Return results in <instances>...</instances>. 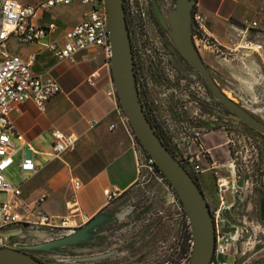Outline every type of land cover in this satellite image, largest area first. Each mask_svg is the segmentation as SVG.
<instances>
[{
	"label": "crops",
	"instance_id": "crops-1",
	"mask_svg": "<svg viewBox=\"0 0 264 264\" xmlns=\"http://www.w3.org/2000/svg\"><path fill=\"white\" fill-rule=\"evenodd\" d=\"M36 2L20 0L22 5L27 6H33ZM194 5L204 19L205 35L218 49H244L247 44L264 36V0H194ZM81 11L77 4L38 10L32 24L44 30L51 25L53 31L31 44L16 46L9 41L6 47L7 54L17 55L23 60L32 56L30 71L41 78L54 80L59 88V93L44 104L42 111L29 101L10 110L14 128L9 138L14 150L11 166L14 165L17 170L20 153L23 152L25 156L32 154L35 167L33 173L24 174L23 180L14 186L20 191L19 201L31 208L34 201L43 196L39 209L44 214L53 218L74 219L81 226L102 211L115 213L118 210L116 217L128 212L127 227H132L135 232L133 240H137V237L145 240L155 238L159 242L166 241V238L172 240L176 233L170 214L168 221L165 220L166 216L161 217L159 213L169 211V207L163 208L167 203L166 196L151 181L146 182L141 190L137 188L130 141L119 126L108 130V126L115 123V100L110 91L112 83L108 61L101 50L88 48L73 54L70 60L59 62L48 50V46H63L64 32L79 23ZM199 57L209 67L200 53ZM90 76L93 78L90 79ZM53 131L76 138L73 148L62 152L57 159L50 156ZM17 136L21 139L17 140ZM15 155L18 158L14 162ZM210 181L208 187L202 178L200 190L209 210H212L217 205V198L213 182ZM74 183L77 187L73 186ZM138 190L141 193L154 190L149 197L153 196L155 201L140 203L136 195L139 194ZM106 192L114 195L109 203L105 199ZM158 227L162 231L161 236H153ZM22 233V242L10 237V245H33L51 239L42 229ZM87 244L73 249L84 256L83 253L92 249ZM133 246L125 242L121 248L123 252H129ZM94 251L95 248L91 250V255H94ZM118 253L105 263L110 264ZM134 261V258H129L126 264H135ZM118 264H125V261Z\"/></svg>",
	"mask_w": 264,
	"mask_h": 264
},
{
	"label": "built area",
	"instance_id": "built-area-1",
	"mask_svg": "<svg viewBox=\"0 0 264 264\" xmlns=\"http://www.w3.org/2000/svg\"><path fill=\"white\" fill-rule=\"evenodd\" d=\"M77 4L81 9L79 23L68 28L64 32V44L61 48L48 46V50L57 62L70 60V57L88 48L100 49L104 58L108 61L109 46L105 23V13L103 0H37L33 6L22 5L20 0H0V194L5 199L0 201V247L10 245L9 238H22L23 230H8L12 225L27 226L31 229H42L52 239L61 237L64 233L79 228L80 223L69 218H53L44 214L40 209V204L44 197L40 196L34 201L31 208L23 206L19 201L20 191L18 188L7 184L1 173L7 170L12 164V149L9 135L13 134L14 128L10 118V110L13 106L26 101L31 102L39 111L43 110L44 104L59 93L58 85L54 80L41 78L30 71L33 57L29 56L23 60L17 55H9L6 52L8 42L16 46L28 45L44 37L47 32L53 31V26H48L46 30L32 24V19L38 10H45L54 7H67ZM125 15L127 16L131 29L135 31L137 26V15H143L144 0H125ZM204 19L192 5L190 27L193 42L198 45L214 47L212 42L204 33ZM255 26L254 23L251 24ZM129 27V30H130ZM198 44V45H197ZM215 48V47H214ZM93 76H90L92 79ZM112 87V86H111ZM114 97L113 87L110 89ZM115 100V97H114ZM115 123L108 126L112 131L115 126H119L130 141V147L135 161L137 182L144 184L154 182L158 184L167 198L165 206L171 210V221L175 228V233L183 235L184 249L179 256L174 255L166 264H188L191 254V238L189 226L182 208L168 184L160 173L156 170L152 160L144 153L135 141L132 132L124 118L116 100L114 103ZM200 131L191 130L190 145L195 144ZM17 140L21 138L16 137ZM52 147L50 156L57 159L65 151H70L76 138L73 135H63L56 131L51 132ZM193 151L186 148H177L173 157L182 168L197 182L198 177L206 173L204 162L206 154L197 143ZM20 162L17 165L19 180H23V175L33 173L35 170L32 154L24 155L20 153ZM204 166V168H203ZM198 183V182H197ZM226 182L217 180V194L224 191ZM77 187V184H73ZM231 197L233 202L224 204L219 199V205L210 210L214 229V248L211 264H239L238 260L243 251L240 252L239 242L243 238L242 227L237 224L229 215V210L233 209L237 189L231 187ZM114 195L106 192L105 199L109 203ZM176 235L167 249V254L176 253ZM162 245V244H161ZM244 250V249H243ZM248 251L247 249L245 250ZM219 258L223 259L222 261Z\"/></svg>",
	"mask_w": 264,
	"mask_h": 264
},
{
	"label": "rangeland",
	"instance_id": "rangeland-1",
	"mask_svg": "<svg viewBox=\"0 0 264 264\" xmlns=\"http://www.w3.org/2000/svg\"><path fill=\"white\" fill-rule=\"evenodd\" d=\"M175 2L176 0H152L150 3L149 0H146L144 14L148 17L149 30L156 32L161 41L166 44L162 46L163 52H157L155 55L162 58L161 61L165 66H169L170 69H168V71L172 72L175 80H184V85L180 83L175 91V96H178V99L180 101L182 100V102L184 100H187L185 96H188V92L185 88V84L190 80V96H188L190 97V106L188 107L187 104L183 103L186 107V112H188L187 115L190 116V129L198 127L205 129L206 122L210 121V117L213 115V113L217 110L224 111V109L220 107L212 98L200 78L191 69L189 70L185 66H179L182 65L181 60L176 55H173L170 51L171 46L167 42L168 38L166 32H168V29L165 16L168 11L173 10ZM152 3L154 4L156 11L161 18L163 27L156 19V16L152 9ZM199 53L201 54L204 62H206V65L209 64V67H211L212 71L208 66H205L210 72V75L212 76V79L216 86L222 92L229 95L231 102L241 107L255 120L264 125V36L258 37V39H256L252 44H247L246 48L244 49H234L230 51L221 50L217 47L208 48V46H204L203 48L202 45L199 44L197 54L199 55ZM143 54L146 56L149 55L145 52H143ZM212 72L214 74H212ZM167 89L169 90V88ZM235 121L236 120L227 113L225 124L221 123V125H219L216 123V127L214 130L215 132L210 135H204V137L202 138L201 141L204 148L208 149L210 146L215 145L212 144L214 143V141L216 144L226 143L225 145H222L221 147L216 149L217 155L219 156V159H216V163L217 165H219L220 163L226 162L230 165L233 172H235L236 165L239 163L238 153H241V156L245 154L244 161L249 162L250 159L248 158V156L252 151V147L254 149V152L257 154L256 164L260 168H264V166L262 167V165H264V139L259 135L249 134L248 129L243 125L233 124V122ZM17 158L18 156L15 155L13 157V161L15 162ZM219 170L220 171H218L219 173L217 172V176L221 177L220 180H223L229 186L230 182L227 179H231V176L227 177L228 173H226V168H220ZM1 176L4 181L12 187L19 184V174L14 168V165L2 172ZM202 178L204 179V183H206V186L209 187V185H211V178L207 173L201 176V178L198 177V187H202ZM145 184L144 182H139L137 184V188L141 190V187H144ZM155 185H157L163 192L162 188L158 184L155 183ZM228 190H230V188H228ZM153 191L154 190H144L141 193V191L138 190L139 194H136L138 196L137 200L142 203H150L155 201L153 196L149 197L150 192ZM4 199L5 196L3 194H0V201ZM256 200L257 197H253L250 203L247 205V218H245L244 221L237 223L240 225V223L243 222V226L245 228H250V230H248V233L246 234H250V237H243L241 240L242 247L244 248V250H242L245 254L244 257H247V255H249L247 258L248 262H246V264L253 262L257 258L264 257V251L260 252L258 255H252L255 245L254 236L255 239L259 237L262 242L261 245L257 246H264V237H262L264 234V227H262L261 222L257 221V215L256 212H254ZM226 203H230V199L229 201L228 199H226ZM218 205L219 201L217 198L216 207ZM163 208L166 209V206H163ZM117 211L115 212V214L118 213ZM238 211L239 210L231 209L229 210V215L232 216L234 220L240 221L241 219L239 217L241 216V213H239ZM154 212L156 214L155 210ZM154 212H151V214ZM159 213L161 217L162 215L166 216L165 220L168 219L169 221V214H171L170 209L169 211H167V213L163 210L159 211ZM117 222L119 223V225L113 230L115 234L110 237L107 244L111 245V247L119 246L120 249L118 250V255H115L111 259L112 261L110 260V264L123 263V261H125L126 264L129 258H134L135 264L166 263V261L168 260L166 256L167 249L170 247L173 239L168 240L166 238V241L162 243H160L159 241L157 242L155 238H148V240H145L143 237H141L140 239L139 237H137V240H133L132 237L133 233L135 232L133 231L132 227H127V217L122 216L119 220H117ZM124 225L127 228L123 229ZM156 229H158V231H156ZM156 229L153 232V236L158 235L160 237L162 231H160V227ZM125 242L130 243L132 246L134 245L132 250H130L129 252H123V249L121 248L122 245L125 244ZM246 249L248 250L247 252L245 251ZM91 250L89 249L88 252L83 253L84 256H81V253L76 252L73 248L62 249L60 251V253L63 252L62 254H54L51 252H33L31 254L37 260L41 261L44 264H49L50 262L66 264L64 263V261L68 259L91 256Z\"/></svg>",
	"mask_w": 264,
	"mask_h": 264
},
{
	"label": "water",
	"instance_id": "water-1",
	"mask_svg": "<svg viewBox=\"0 0 264 264\" xmlns=\"http://www.w3.org/2000/svg\"><path fill=\"white\" fill-rule=\"evenodd\" d=\"M193 4L194 0H176L173 10L166 13L168 34L175 50L183 61L197 73L210 95L221 107L237 122L264 136V125L224 96L192 46L189 21ZM103 6L109 46L108 67L116 103L126 119L135 141L152 160L156 170L171 188L182 208L188 222L192 243L188 264H211L214 229L209 207L196 181L162 145L142 113L135 87L122 0H103ZM152 9L157 21L163 27L153 3ZM124 215L125 213L119 214L117 220ZM259 218L264 222V205L261 206ZM108 221L112 220H110L109 215L102 211L79 228L66 232L59 238H51L47 242L33 245L18 244L0 247V264H44L31 253L62 254L63 252L60 253L62 249L87 244L94 238V231ZM20 229L23 231L31 230L27 226L19 228L17 225H12L4 231H20ZM18 240L21 243L23 237ZM114 254L115 252L111 251L99 255L68 259L64 263L93 264L112 257ZM49 264L59 263L50 262ZM256 264H264V261Z\"/></svg>",
	"mask_w": 264,
	"mask_h": 264
},
{
	"label": "flooded vegetation",
	"instance_id": "flooded-vegetation-1",
	"mask_svg": "<svg viewBox=\"0 0 264 264\" xmlns=\"http://www.w3.org/2000/svg\"><path fill=\"white\" fill-rule=\"evenodd\" d=\"M124 1L125 0H122V8H123L125 26L127 30L130 52L132 57V65H133L132 68H133L135 87L142 113L144 114L154 134L158 137L162 145L168 150V152L172 155V157H175L177 148H186L189 149V151L190 150L193 151L194 150L193 145L197 143L202 147L203 143L201 140L204 137V135L206 136L214 133L216 123L219 125H221V123L225 124L228 112L222 107L224 111L222 110L215 111L213 113L214 116L212 115L213 117L212 116L210 117V121L206 122L205 129L201 127L190 129V116L187 115L188 112H186V107L183 104L185 103L188 105V107L190 106V97H188L190 96V80L187 81L185 84V88L188 92L187 94L188 96L185 97L189 101L184 100L182 102V100L180 101L178 99V96H175V91L180 83L184 85L183 84L184 80L182 81L175 80L172 72L168 71V69H170L169 66H165L164 63L161 61L162 58L160 56L155 55L157 52L158 53L160 51L163 52L162 46L166 44H164L161 41V39L158 37L156 32L149 30V21H148V17L145 16V14H143L142 16L139 14L137 15L136 29L135 31L131 29L130 27L131 24L127 16L125 15V10L123 5ZM149 1L151 3V0ZM144 3L145 5L143 6V10L145 11L146 0H144ZM190 17H191V11H190ZM189 25H190V21H189ZM166 35L169 40V41L167 40V42L171 46L170 51L172 52L173 55H176L181 60L182 65L179 66H185L189 70L191 69L197 75V73L192 68H190L179 56V54L177 53V51L175 50L172 44V41L170 40L168 32H166ZM190 39L192 46L197 52L198 48H196L193 42L191 27H190ZM143 52L149 55L146 56L143 54ZM167 88H169V90ZM222 93L224 94V92ZM233 124L243 125L237 121L233 122ZM247 129L249 134L259 135L253 130L249 128ZM191 130L200 131V133L198 134V138L195 141V144L191 143L190 145ZM261 137L264 139V136ZM213 144L215 145L210 146L208 149H205L204 146L202 147V149L206 154V159L204 162L205 168L206 169L208 168L206 173L209 174L213 182L214 191H216L215 194L218 200L221 199L224 202V204L227 205L226 199H228V201L230 199V203H232L233 200L231 197V191H232L231 187L233 188L235 187L237 191H235L236 196L234 197L236 198H235L234 206L232 208L234 210H239L238 212L241 213V216L239 217L241 220L240 221L238 220V222H241L244 221L245 218H247L246 216L247 205L250 203L253 197H257L254 212H256L257 221L261 222L262 227H264V222H262L259 218L261 206L264 205V168H260L256 164L257 154L254 152V149L251 147L252 151L248 156V158L250 159L249 162L244 161L245 154L241 156V153H238L239 163L236 165L235 172H233L232 168L228 163L224 162V163H220L219 165H217L216 163V159L217 160L219 159L216 149H218L222 145H225L226 143L225 144L213 143ZM263 166L264 165H262V167ZM220 168H226V173H228L227 177L231 176V179H227L230 182L229 186L228 184H226L227 188H225L224 191H221L219 192V194H217L218 191L216 184H217V180H220L221 178L217 176V172L220 171L219 170ZM228 188H230V190H228ZM104 213L106 215H109L110 220L112 221H108L105 225L96 229L94 231L95 233L94 238L92 239L91 242L87 244L92 249L95 248L94 255H99L111 251H114L115 254H117L119 249L118 246L114 247L116 248L114 249L113 246L111 247V245L107 244L110 237L115 234L113 230L119 225V223L117 222L116 214L113 212L109 213L108 211L107 212L104 211ZM124 217H128V213L125 214ZM240 226L242 227L244 232L243 237L249 238L250 234L248 235L246 234L248 233V230H250V228H245L243 226V222L240 223ZM125 227L126 226L124 225L123 229H125ZM262 237H264V234ZM241 240L242 239H240L239 242L240 252H242V250L244 249L242 247ZM254 240H255L254 241L255 245L252 253L253 256L258 255L260 252L264 251V246L263 247L257 246L262 244L260 238L258 237L257 239H255L254 236ZM175 243L176 244L174 248L176 249L177 252L171 255L166 253L168 259L166 263L169 262L170 259H172L175 254L176 256H179V254L183 251L184 244H183L182 234L176 233ZM244 256L245 254L243 252V254L240 255L239 257L238 260L239 264H246V262H248L247 258L249 255H247V257ZM109 258L95 262L93 264H106L105 260ZM263 261H264V257H261L255 259L253 262L249 264H256Z\"/></svg>",
	"mask_w": 264,
	"mask_h": 264
},
{
	"label": "bare ground",
	"instance_id": "bare-ground-1",
	"mask_svg": "<svg viewBox=\"0 0 264 264\" xmlns=\"http://www.w3.org/2000/svg\"><path fill=\"white\" fill-rule=\"evenodd\" d=\"M224 96H225V95H224ZM226 96H227V97L229 98V100H230V97H229V95H228V94H226ZM226 96H225V97H226ZM227 97H226V98H227Z\"/></svg>",
	"mask_w": 264,
	"mask_h": 264
}]
</instances>
